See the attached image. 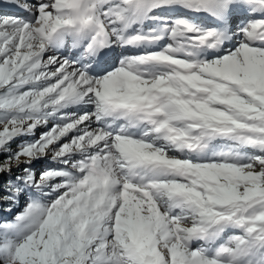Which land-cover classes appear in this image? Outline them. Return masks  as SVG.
Here are the masks:
<instances>
[{
	"label": "snow or ice",
	"instance_id": "snow-or-ice-1",
	"mask_svg": "<svg viewBox=\"0 0 264 264\" xmlns=\"http://www.w3.org/2000/svg\"><path fill=\"white\" fill-rule=\"evenodd\" d=\"M6 6L0 264H264V0Z\"/></svg>",
	"mask_w": 264,
	"mask_h": 264
},
{
	"label": "rangeland",
	"instance_id": "rangeland-1",
	"mask_svg": "<svg viewBox=\"0 0 264 264\" xmlns=\"http://www.w3.org/2000/svg\"><path fill=\"white\" fill-rule=\"evenodd\" d=\"M2 4H4V2H0ZM6 3V2H5ZM0 12H3L4 14H7V15H24V13H17V12H13V11H6V10H2L1 9V5H0ZM57 55H60V53H56ZM115 60V58L113 59ZM46 129L45 128H39L37 129L36 133L34 134V137L33 138H38L39 135L45 131ZM19 143V142H18ZM12 150L13 151H16L17 150V144H13L12 145ZM48 167H55V164L54 162H52L50 159H46V160H42L40 162H37L33 165V169L34 171L39 174L42 170L48 168ZM19 175V173L17 171H13L12 173V178L14 179L15 176ZM26 203V197L22 196L20 198V201H19V205L17 207H14L13 208V211L11 213H8V212H5L3 209L4 207H7L5 204L3 203H0V218L2 219H7V220H11L13 218V216L22 211L24 205Z\"/></svg>",
	"mask_w": 264,
	"mask_h": 264
},
{
	"label": "trees",
	"instance_id": "trees-1",
	"mask_svg": "<svg viewBox=\"0 0 264 264\" xmlns=\"http://www.w3.org/2000/svg\"><path fill=\"white\" fill-rule=\"evenodd\" d=\"M9 179H10V178H9L7 175H5V176H3L2 178H0V194H2V192H3L2 185H3L4 183H6ZM6 206H7V205H6Z\"/></svg>",
	"mask_w": 264,
	"mask_h": 264
},
{
	"label": "bare ground",
	"instance_id": "bare-ground-1",
	"mask_svg": "<svg viewBox=\"0 0 264 264\" xmlns=\"http://www.w3.org/2000/svg\"><path fill=\"white\" fill-rule=\"evenodd\" d=\"M0 2H6V0H0ZM59 53V52H58Z\"/></svg>",
	"mask_w": 264,
	"mask_h": 264
}]
</instances>
